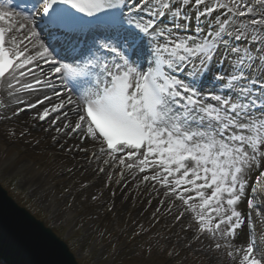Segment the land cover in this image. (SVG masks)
Returning <instances> with one entry per match:
<instances>
[{
    "label": "snow or ice",
    "instance_id": "6c2138e0",
    "mask_svg": "<svg viewBox=\"0 0 264 264\" xmlns=\"http://www.w3.org/2000/svg\"><path fill=\"white\" fill-rule=\"evenodd\" d=\"M192 11L201 23L189 33ZM257 69L264 0H0V87L8 96L22 104L17 93L49 89L25 107L49 101L41 122L51 115L57 133L98 145L90 155L121 167V178L142 173L141 183L162 187L168 211L191 213L196 239L233 249L238 230L250 228L248 243L227 253H241L238 264H264L249 223L264 217Z\"/></svg>",
    "mask_w": 264,
    "mask_h": 264
},
{
    "label": "rangeland",
    "instance_id": "374dc122",
    "mask_svg": "<svg viewBox=\"0 0 264 264\" xmlns=\"http://www.w3.org/2000/svg\"><path fill=\"white\" fill-rule=\"evenodd\" d=\"M19 108L21 105L14 113ZM42 110L24 125L19 115L10 121L5 119L4 109L0 112V184L20 207L65 241L79 264H238L241 253H236L235 259L227 253L238 241L248 243L247 229L238 230L233 249H216L213 241L195 238L194 224L191 232L190 224L178 225L174 220L178 209L163 219L148 202L140 203L127 223L136 187L129 188L118 201L123 189L114 195L113 188H108L109 177L98 172L101 162L69 165L52 147L39 146L40 139L34 136L39 138V132L45 134L50 126L39 123ZM37 125L39 132L32 128ZM56 137L54 127L46 142L57 147ZM86 157L90 158L89 151ZM99 178L103 179L101 186ZM111 201L115 209L107 215ZM0 264L4 263L0 260Z\"/></svg>",
    "mask_w": 264,
    "mask_h": 264
},
{
    "label": "water",
    "instance_id": "95a60500",
    "mask_svg": "<svg viewBox=\"0 0 264 264\" xmlns=\"http://www.w3.org/2000/svg\"><path fill=\"white\" fill-rule=\"evenodd\" d=\"M0 258L7 264H78L67 245L0 185Z\"/></svg>",
    "mask_w": 264,
    "mask_h": 264
},
{
    "label": "bare ground",
    "instance_id": "6f19581e",
    "mask_svg": "<svg viewBox=\"0 0 264 264\" xmlns=\"http://www.w3.org/2000/svg\"><path fill=\"white\" fill-rule=\"evenodd\" d=\"M45 92H50V90L45 89V90H40V91H36V92H20V93H17L16 95L24 101V103H22V104L26 105V104H31V103L37 102L38 100L42 99ZM2 93H3V100H4V107L3 108H4V113H5V119L10 120V121L15 120V116H14L15 115L14 114L15 108L19 107L20 105L21 106H23V105L21 103H16L15 97H9L8 96V89H7L6 85L3 86ZM48 103H49V101H47V100L44 101V104H48ZM44 104H37L36 108H31V110H29L25 113H21L20 120L23 121L22 125H24L26 120L28 118H30L31 116H33L36 111L42 109L44 107ZM33 127H37V128H35V130L39 132L38 125L32 126V128ZM47 129L48 130H46L45 134H43L42 132H39V135H40L39 138H38V136L37 137L34 136V138H36V140L40 139L39 146H44L46 148L52 147L57 152V155L61 156V158H63V160L68 162L69 165L71 163H73V165L78 164V166H79V164L82 165V163H85L86 165H88V163H89L91 165L94 162H103V159L106 158V157H101L100 159H97V160H96V157L93 160H89L88 158L86 159L87 152L77 151L76 147L77 146H81V147L87 146V148H88V146L90 145L88 140L84 141V145H80V142L78 140H76L74 138H66L61 133H57V137H56L57 147L54 145H51L50 143L48 144L46 142V137H47V135H50L53 132L54 127L49 126ZM36 135H38V134L36 133ZM61 145H63V146H61ZM44 147H43V149H45ZM69 148H71L72 150L68 151L67 149H69ZM106 173H107V175L112 174L110 167H107ZM138 175L139 174H137V173H132L128 177L127 181L125 182L126 184L124 185V189L122 190V195L120 197H118V201H121L123 199V195L127 192L129 186L133 185L137 181ZM134 176H135V178H133ZM35 177L36 176H34L33 180H32L34 182H36ZM102 181H103V179L99 178L100 186L102 185ZM108 191H109L108 188L105 189L106 194ZM190 216H191L190 212H185L184 217H181L180 219H177V217H174V220L179 221L178 225H180V224H193V222L190 219H186ZM190 229H191V226L188 227V230H190ZM191 230H190V232H191ZM177 233L179 235L182 234L180 231H178ZM174 236H177V234H174ZM238 246H243L241 241L237 242V247Z\"/></svg>",
    "mask_w": 264,
    "mask_h": 264
}]
</instances>
